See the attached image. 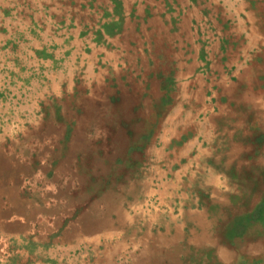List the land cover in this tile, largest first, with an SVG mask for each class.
I'll return each mask as SVG.
<instances>
[{"label": "crops", "instance_id": "0c3cea01", "mask_svg": "<svg viewBox=\"0 0 264 264\" xmlns=\"http://www.w3.org/2000/svg\"><path fill=\"white\" fill-rule=\"evenodd\" d=\"M254 1L0 0V63L10 57L11 47L30 42L35 49L31 55L36 56L39 47L54 46L52 38L39 36L55 16L65 18L67 29L73 18L78 35L96 32L94 37H73L75 45L92 48L80 74L85 88L80 84L65 91H82L74 102L81 112L73 133L54 135L52 120L43 130L41 114L32 113L30 128L9 136L17 152L0 157V208L12 207L0 224V257L27 256L18 246L45 236L35 234L33 224L65 221L71 207L92 210L94 218L78 216V228L83 227L80 223L89 229L92 223L128 221V210L123 217L113 216L122 213V206L113 208V199L124 202L122 196L130 198L145 187L151 190L152 176L158 175L160 203L170 207L161 190L168 174L178 176L181 171L196 190L206 192L203 198L189 193L193 206L201 199L207 207L229 208L219 224L230 228L233 223L230 231L238 235L228 233L227 239H264V0ZM27 29L35 35H24ZM62 36V41L71 40L69 31ZM157 41L164 48H179L174 56L176 88H162L169 74L152 53ZM196 112L206 114L203 124L194 120ZM171 118L176 121L167 123ZM91 119L96 136L88 130ZM177 121L179 130L169 133L170 138L167 127ZM6 138L0 136V143ZM169 144L173 146L167 150ZM171 150L177 152L172 162ZM173 164L180 170L171 172ZM109 170L113 172L107 175ZM197 173L202 176L196 178ZM125 174L132 176L128 186L118 187ZM93 175L95 183L88 186ZM103 206L108 212L103 213ZM58 214L61 217L55 218ZM165 214L159 222L168 230L177 229L171 209ZM189 214H195L190 225L207 215ZM259 257L264 263V251Z\"/></svg>", "mask_w": 264, "mask_h": 264}, {"label": "rangeland", "instance_id": "374dc122", "mask_svg": "<svg viewBox=\"0 0 264 264\" xmlns=\"http://www.w3.org/2000/svg\"><path fill=\"white\" fill-rule=\"evenodd\" d=\"M255 7L253 6V8ZM76 17L77 15H74V18ZM62 19L65 18L63 16H55V22L53 25L50 24L48 31L40 29L39 38L41 36L52 38L54 46L48 48L39 47L36 56L31 55L30 51L33 52L35 49L34 45L30 46V42L25 43L24 46L11 47L12 52L9 54L10 57H7L3 63H0V136L4 134L7 136L6 141L0 143V157L2 160L4 155L17 152L16 149L13 150L11 148L9 136L15 133L21 134L22 128L25 130V127H28L27 125L30 123V119L32 120L34 113L41 114V118H43L41 129L43 130L47 129L46 122L48 120L56 123L54 124L56 129L53 133L56 136L72 134L77 126L78 114L81 111L78 107L75 108L74 102L79 101L82 97L79 96L82 91L79 89V91H74V94L72 93L71 95L65 94V91L70 87H74L75 89L80 88V84L82 85L81 90L85 88L81 82L80 74L84 72L83 63L90 60L88 55H90L92 48L75 45L76 41H74L73 37L75 38L78 35V31L76 25L73 24V18H70L69 29L64 26ZM23 24L27 25L25 22ZM31 24L29 23L28 25L32 26ZM25 31L23 32L24 35L25 33L29 36L35 35L34 31L30 29ZM66 31H69L71 40L65 39L62 41V35L66 34ZM16 34L12 32V37L17 38ZM82 35L84 37L85 35H92L94 37L96 32L94 30H87L86 32H82ZM34 38L36 39L37 37ZM168 40L172 39L169 38ZM40 41L38 39V42ZM158 43L160 42L157 41L155 43L156 46L152 48V53L159 60L160 69L169 74V81L162 88H176L174 85V56L179 51V48L170 44L164 48L162 47V42L160 46H157ZM32 103L35 106L32 107ZM36 103H38V110L36 109ZM179 113H182V116L185 117V111ZM194 117L195 121L201 120L200 122L203 124L202 122L206 119V114L196 112ZM171 120L176 121L174 118H171L167 123H170ZM167 128L168 136L171 138L172 136L169 133L175 132L176 129L179 130L178 121L177 124L174 122L173 125ZM88 130L90 135H97L98 130L94 119L90 120ZM39 132L41 131L39 130ZM28 134L35 135V131H30ZM123 139V137H120V142ZM157 145L159 146L160 144L158 143ZM176 145L180 146L181 144ZM172 146L173 144H169L167 150L171 149ZM176 153L172 150L170 151V155L172 156L171 162ZM171 169V172L180 170L178 165L174 164L171 166ZM113 170H109L110 172L107 175L112 173ZM178 173V176L168 174L167 185L164 187V190H161L163 198L168 201L167 203L171 204L170 207H166V203L163 201V203H160V198L158 197L160 196V191L157 190L159 186L158 175H156L155 179L152 176L151 190H146L145 187L144 190L140 189L133 192L130 198L122 196L124 202H119L118 197L113 199V208L118 205L122 206L120 207L122 213L118 214L115 211L116 214H113V216H117L118 218L123 217V212L128 210L130 212L128 221L126 218L125 221L119 224H112L111 228L106 226V229L102 227L90 233L89 229L85 226L87 223H80V226L83 227L78 228L79 222H76V220L82 214L83 216L81 217L94 218L92 210L89 207H71V215L70 217L65 216V221L48 222V224L36 222L33 224L34 233L43 232L45 236L43 240H32V245L27 242L22 246H18L23 248L22 251L28 253L27 256H15L4 253L0 257V263L264 264L259 257L264 251V239H238L234 236L227 239L226 235L228 233L231 235L237 234L230 231V228L234 226L233 223L230 228L225 222L219 224L220 220L224 221L223 213L224 211H228L229 208L222 206L207 207L204 206L205 201L202 202L203 200L201 199L198 205L193 206V200L189 199L192 198L189 193H194V196L198 195L199 198H203L206 192L203 193L199 189L196 190V185L193 183V180L189 179L185 171ZM128 175H121L118 187H121V185L128 186L127 179L130 180L132 178V176ZM137 176L141 178V172H138ZM137 176L135 174V178ZM195 176L199 178L202 175L197 173ZM94 178L95 176L93 175L90 179L91 181H88V186L93 185L91 182L95 183L93 181ZM188 182H191L190 187ZM100 183L104 185L102 180H100ZM115 189L116 191L113 190L114 193L117 192L118 188ZM154 189L156 190L154 191ZM190 189L196 192L190 191ZM28 191L24 190V193L31 194ZM100 191L98 192L99 194ZM103 194L104 196L106 195V190L104 189ZM11 208H0V224L4 222V217L8 215L7 211L9 212ZM108 208V206H103V213L108 212ZM168 209H171L178 220L176 222L178 228H174L172 231L168 230L166 225L159 222L160 218L166 215L165 213ZM180 209L187 211V214H183L179 211ZM237 209L238 206L235 210ZM203 211H206L207 215L203 214L199 218L197 217V222L194 224L199 222L198 225H190L189 220L191 215L189 213L193 214V212L198 213ZM218 211L221 212V215H219ZM59 217H61V214L55 215V218ZM212 223L215 224L212 225ZM96 225L98 226L99 223H92V226ZM68 230L70 231V236H67ZM75 230L78 231L76 232ZM225 250H227L226 254Z\"/></svg>", "mask_w": 264, "mask_h": 264}, {"label": "bare ground", "instance_id": "6f19581e", "mask_svg": "<svg viewBox=\"0 0 264 264\" xmlns=\"http://www.w3.org/2000/svg\"><path fill=\"white\" fill-rule=\"evenodd\" d=\"M113 222V221H112ZM106 225H109L108 226V228H111L112 227V224H110V223H108V222H104V223H102V225H96V226H92V227H90L89 228V231H90V233H93V232H95V231H97V230H99L100 228H102V227H104V226H106ZM105 228V227H104ZM99 235V234H98Z\"/></svg>", "mask_w": 264, "mask_h": 264}]
</instances>
